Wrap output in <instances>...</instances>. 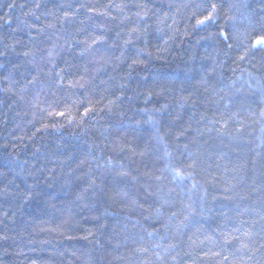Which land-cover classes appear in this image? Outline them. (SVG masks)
Segmentation results:
<instances>
[{
  "label": "trees",
  "instance_id": "trees-1",
  "mask_svg": "<svg viewBox=\"0 0 264 264\" xmlns=\"http://www.w3.org/2000/svg\"><path fill=\"white\" fill-rule=\"evenodd\" d=\"M262 37L264 0H0V264H264Z\"/></svg>",
  "mask_w": 264,
  "mask_h": 264
},
{
  "label": "snow or ice",
  "instance_id": "snow-or-ice-1",
  "mask_svg": "<svg viewBox=\"0 0 264 264\" xmlns=\"http://www.w3.org/2000/svg\"><path fill=\"white\" fill-rule=\"evenodd\" d=\"M198 23H201V21H198ZM257 44H264V37L260 38L259 40H257L256 42Z\"/></svg>",
  "mask_w": 264,
  "mask_h": 264
}]
</instances>
